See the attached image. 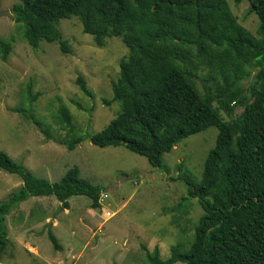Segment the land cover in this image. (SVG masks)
I'll return each instance as SVG.
<instances>
[{"label": "trees", "instance_id": "1", "mask_svg": "<svg viewBox=\"0 0 264 264\" xmlns=\"http://www.w3.org/2000/svg\"><path fill=\"white\" fill-rule=\"evenodd\" d=\"M241 2L234 0L235 5ZM247 2L259 22L255 35L238 23L226 0H19L12 7L17 31L33 49L44 41L69 54L58 24L76 17L98 47L118 38L128 50L111 86L119 110L104 129L80 135L68 108L57 110L53 120L67 135V150L85 140L98 148L122 146L161 168L163 155L174 146L217 128L200 180L181 170L177 177L184 181L183 200H196L202 211L192 243L185 251L171 246L165 260L157 247L152 252L142 247L148 264H264V0ZM11 48V41L0 38L1 61ZM202 71L205 84L214 85L213 94L203 95L196 87ZM247 79L248 103L234 118L223 120L219 110L230 113L233 103L244 100L240 84ZM77 83L85 96H92L82 78ZM31 89L28 83L22 99L27 107L13 112L51 140L50 126L32 110L39 93ZM0 170L22 182L0 202V255L7 241L6 216L29 197H54L63 210L77 196L89 199L92 209L100 206L102 188L82 178L76 166L52 183L0 151ZM48 238L58 250L50 231Z\"/></svg>", "mask_w": 264, "mask_h": 264}, {"label": "rangeland", "instance_id": "2", "mask_svg": "<svg viewBox=\"0 0 264 264\" xmlns=\"http://www.w3.org/2000/svg\"><path fill=\"white\" fill-rule=\"evenodd\" d=\"M18 2L0 0V38L12 45L8 59H0V151L35 177L52 183L76 166L80 176L101 187L108 198L92 209L89 199L72 197L66 212L54 197L27 198L6 216L7 241L0 261L148 264L142 247L149 252L157 247L162 260L169 257L173 245L187 250L202 211L196 200H183L184 181L177 177L181 170L200 180L204 160L215 146L217 128L210 127L181 141L163 155L161 168H152L145 158L122 146L98 148L85 140L74 150H67L63 143L67 135L53 120L57 110L61 105L68 108L80 135L90 137L104 129L119 110L112 100L111 86L128 50L118 38H109L98 47L82 32L76 17L58 24L69 54H63L57 44L44 41L33 49L22 39L13 20L12 7ZM226 2L238 23L255 35L259 22L249 13L247 0L238 5L234 0ZM204 73L199 72L195 78L196 87L203 95L213 94L214 85L205 84ZM78 78L84 80L91 97L81 92ZM249 82H241L244 100L233 103L232 112L219 110L223 120L234 118L248 103ZM28 83H32V94L39 93L32 110L50 126L51 140H45L33 123L13 112L17 107H27L28 102L22 99ZM21 186L17 176L0 170V202ZM49 231L58 242V250L48 238Z\"/></svg>", "mask_w": 264, "mask_h": 264}, {"label": "built area", "instance_id": "3", "mask_svg": "<svg viewBox=\"0 0 264 264\" xmlns=\"http://www.w3.org/2000/svg\"><path fill=\"white\" fill-rule=\"evenodd\" d=\"M107 198H108V196L105 193H101L100 196H99L98 203L100 205H102ZM0 264H3V263L0 261Z\"/></svg>", "mask_w": 264, "mask_h": 264}, {"label": "crops", "instance_id": "4", "mask_svg": "<svg viewBox=\"0 0 264 264\" xmlns=\"http://www.w3.org/2000/svg\"><path fill=\"white\" fill-rule=\"evenodd\" d=\"M68 203H69V200H68ZM69 206H70V205H69ZM64 211L66 212L67 210H64ZM31 251H32V252H35V251H34V250H32V249H31Z\"/></svg>", "mask_w": 264, "mask_h": 264}]
</instances>
